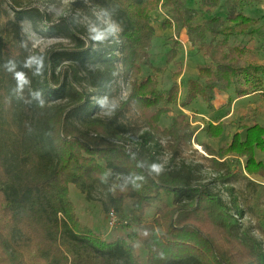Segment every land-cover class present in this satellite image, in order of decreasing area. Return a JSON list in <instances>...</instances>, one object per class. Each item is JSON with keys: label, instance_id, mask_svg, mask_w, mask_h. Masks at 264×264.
I'll return each instance as SVG.
<instances>
[{"label": "trees", "instance_id": "trees-1", "mask_svg": "<svg viewBox=\"0 0 264 264\" xmlns=\"http://www.w3.org/2000/svg\"><path fill=\"white\" fill-rule=\"evenodd\" d=\"M259 1L227 0L222 18L214 13L220 0H200L198 10L184 0H73L61 15L29 0H0V15L2 3L13 14L11 37L0 26V264H264V229L258 238L242 223L236 193L240 177L264 179V162L254 155L255 149L264 152L263 125L243 127V137L236 130L217 149L203 145L213 174L207 179L200 176V163H174L181 145L193 138L188 115L159 125L177 103L181 68L168 89L158 88L163 70L150 63L152 72L132 81L123 104L135 105L139 129L119 119L123 107L106 111L118 68L139 75L137 60L153 42L150 13L161 7L169 14L162 28L175 33L166 63L178 56L183 31L208 60L187 80L183 107L199 96L212 110L216 91L232 88L243 97L261 89L264 64L246 57L248 45L230 43L245 29L250 36L258 33L250 28L260 19L241 7ZM80 11L104 30L98 12L117 33L104 41L90 37ZM199 11L205 17L196 21ZM23 21L62 41L44 50L32 47L20 33ZM224 125L215 120L203 128L216 137ZM162 136L170 151L165 165ZM69 184L86 200L97 187L114 186L112 202L121 209L124 197L130 200L134 227L125 238L102 239L80 222ZM134 239L146 252L145 263Z\"/></svg>", "mask_w": 264, "mask_h": 264}, {"label": "rangeland", "instance_id": "rangeland-1", "mask_svg": "<svg viewBox=\"0 0 264 264\" xmlns=\"http://www.w3.org/2000/svg\"><path fill=\"white\" fill-rule=\"evenodd\" d=\"M27 1V0H25ZM44 6L49 13L54 15H61L65 13L69 4L73 0H29ZM186 6L194 10L200 8V0H184ZM227 0H220V6L214 10L216 15L225 18L228 12ZM0 15V26L4 27L6 37H11V23L13 21L12 11L6 6L5 3L1 5ZM241 9L249 16L259 18V22L253 25L250 29H258V33L251 35L249 34V28L245 29L244 34H240L237 37H231L230 43L232 44H243L248 45L247 58L250 60L257 61L264 64V0L254 2L251 4H244ZM94 10V9H93ZM80 21L86 27V32L90 37L98 38L100 41H104L109 33H117V28L112 24L110 20L104 19L98 12H95L97 19L104 24V30H101L92 19L80 11ZM168 12L161 8H157L150 13V23L154 27V36L151 48L147 51L146 55H140L138 58V64L141 67L139 75H129L124 72L121 68H118L117 73L110 84L111 95L106 98L107 101V112L120 110V120L126 125L133 126L135 129L140 127V118L136 111L135 105L131 102L124 103L126 100L130 84L136 79L140 80L142 77L149 74L151 71L147 63L153 66L160 67L163 72L158 77V88L168 89L173 82V73L176 69L181 68L182 74L176 79L179 90L177 95V103L170 105L168 113L161 116L159 125L161 128L170 126L172 118L176 117L181 113H189L188 122L192 130L194 131L193 138L191 141L183 143L180 148L178 158L174 161L175 164L183 161L185 164H196L202 165L200 170V176L204 178H211L213 176L210 168V162L205 158L208 154L203 148L205 139L209 136L204 131V124L207 123L199 115L198 110H208L205 102L199 98L195 102L190 104L189 107H183L181 101L186 91V82L188 79H194L197 66L200 64L208 63V60L204 59L201 53L197 50L196 46H193L189 40L187 34L183 31L178 40L181 44L179 48V54L171 63H166L168 51L172 45V41L175 39V33L173 28L163 29L161 23L168 17ZM205 17L202 11H199L196 17V21ZM230 25V23H229ZM20 33L27 37V41L32 47H36L40 50H44L47 47L58 43L62 40L52 39L49 37L42 36V32L34 30L33 26L28 21L19 23ZM247 32V34H245ZM263 84L261 89L256 92L247 95V98L236 102L233 113L225 120L224 130H226L218 139H211L210 143L213 146H219L223 144L228 137L231 138L232 134L238 130L242 137L245 134L243 127L249 125L252 122H257L264 126V76ZM232 91V88H230ZM217 100L215 103L219 106L223 102V94L219 96L217 91ZM182 93V96L180 97ZM233 96L234 92L232 91ZM223 106L232 107V103H224ZM202 107V108H201ZM186 110V111H184ZM226 113L220 111L219 114H215L212 120H217ZM220 115V116H219ZM201 122V124L199 123ZM223 130V131H224ZM131 136L132 134H128ZM132 139L135 137L132 135ZM230 140V139H229ZM228 140V141H229ZM161 144L163 146L161 152L162 165L168 163L170 158V151L168 148V140L165 136H162ZM224 145V144H223ZM256 151V153H255ZM254 155L256 159L264 162V152L255 149ZM125 180H120V183H124ZM114 190H109L103 187H97L94 191L92 200H86L80 190L73 184H69L68 197L74 205L77 216L83 225H86L92 229L98 236L105 240H113L119 237H126L131 228L134 227V223L137 221L136 213L133 212L131 202L128 198L124 197L123 206L118 209L112 202V197L115 195L117 190L113 186ZM236 193L240 198L242 208L244 210V218L242 223L252 227L253 233L256 237H260V230L264 229V179L260 176H246L240 177L236 184ZM164 201H170L169 198L164 197ZM110 208L115 209L117 220L113 223L112 227L108 225V210ZM152 213V209H148L145 213V218H149ZM129 223V224H128ZM135 253L139 256L140 261L145 263L146 252L138 239L132 241Z\"/></svg>", "mask_w": 264, "mask_h": 264}, {"label": "crops", "instance_id": "crops-1", "mask_svg": "<svg viewBox=\"0 0 264 264\" xmlns=\"http://www.w3.org/2000/svg\"><path fill=\"white\" fill-rule=\"evenodd\" d=\"M200 65V64H199ZM196 73H197V69H196ZM197 77V75H195V77H194V79ZM232 91H233V89H232ZM232 91L229 89L228 91H226V92H219V96H221L222 94V96H223V102L219 105V106H217V102L215 103V101L217 100V98H218V96H217V91L215 92V98H214V100H213V109L212 110H198V113H196V115H199L200 117H202L204 120H206L207 122H213L214 123V121L215 120H212L211 118H214V115L215 114H219V112L220 111H222V112H224V110L226 109V113L223 115V116H221L219 119H217V120H225L224 118H228L232 113H233V111H234V109L236 108L235 107V104H236V102H238V101H240V100H242L243 98H247V95L246 96H243V97H235V96H233V93H232ZM250 95V94H249ZM199 96L196 98V100H195V102L197 101V100H199ZM229 102H231L232 103V107H231V109H230V106L229 107H227L226 108V106H223L224 105V103L225 104H227V103H229ZM202 108V107H201ZM220 116V115H219ZM200 124H201V122H199ZM201 126H202V124H201ZM203 127V126H202ZM226 130H224L223 131V134H224V132H225ZM223 134H220L219 136H216V137H208V139H205V143L207 144V145H209V146H211L212 148H214V149H217L218 147H220V146H222L223 144H226L227 142H228V140L230 139L229 137H228V140H226L223 144H221V145H219V146H213L211 143H210V140L211 139H213V138H215V139H218L221 135H223ZM242 136V135H241ZM255 153H256V151H255Z\"/></svg>", "mask_w": 264, "mask_h": 264}, {"label": "built area", "instance_id": "built-area-1", "mask_svg": "<svg viewBox=\"0 0 264 264\" xmlns=\"http://www.w3.org/2000/svg\"><path fill=\"white\" fill-rule=\"evenodd\" d=\"M184 111H186V110H184ZM185 114H189V113L185 112ZM107 216H108V225L112 227L113 223L117 220V215H116L115 210L109 209Z\"/></svg>", "mask_w": 264, "mask_h": 264}]
</instances>
